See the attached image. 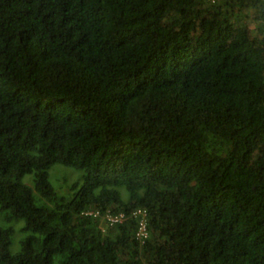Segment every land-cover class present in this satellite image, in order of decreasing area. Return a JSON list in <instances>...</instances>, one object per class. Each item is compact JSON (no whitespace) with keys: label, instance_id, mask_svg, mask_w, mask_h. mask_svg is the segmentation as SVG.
<instances>
[{"label":"trees","instance_id":"16d2710c","mask_svg":"<svg viewBox=\"0 0 264 264\" xmlns=\"http://www.w3.org/2000/svg\"><path fill=\"white\" fill-rule=\"evenodd\" d=\"M0 264H264V0H0Z\"/></svg>","mask_w":264,"mask_h":264},{"label":"built area","instance_id":"2783aa9c","mask_svg":"<svg viewBox=\"0 0 264 264\" xmlns=\"http://www.w3.org/2000/svg\"><path fill=\"white\" fill-rule=\"evenodd\" d=\"M205 1H208L210 3H217L222 0H205ZM86 214L94 215L95 217L96 216L98 217L100 215L99 212L95 214H93V212L86 213ZM134 216L138 218V228L136 232V238L141 244H144L148 240L149 235H150L149 230H148V222L146 220V212L142 210H136L134 212ZM106 219L109 225L114 226L117 223H121L125 219V216L123 213H120L117 215L107 214Z\"/></svg>","mask_w":264,"mask_h":264},{"label":"rangeland","instance_id":"374dc122","mask_svg":"<svg viewBox=\"0 0 264 264\" xmlns=\"http://www.w3.org/2000/svg\"><path fill=\"white\" fill-rule=\"evenodd\" d=\"M70 170V169H69ZM69 170H60L62 173H63V175H64V177L67 175V171H69ZM59 174V173H58ZM58 177V175H57V170L56 169H53L52 170V173H51V176H50V179H51V182L54 184V185H57L58 183H57V181L58 180H62V175L59 177V178H57ZM18 225V228H20V227H22V225H23V223H19V224H17ZM16 236L18 237V234H16Z\"/></svg>","mask_w":264,"mask_h":264}]
</instances>
